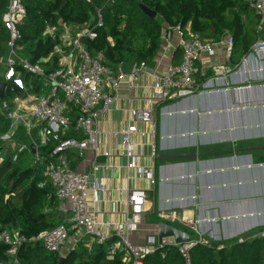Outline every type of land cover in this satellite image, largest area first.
<instances>
[{
	"label": "crops",
	"instance_id": "0c3cea01",
	"mask_svg": "<svg viewBox=\"0 0 264 264\" xmlns=\"http://www.w3.org/2000/svg\"><path fill=\"white\" fill-rule=\"evenodd\" d=\"M242 23L247 25L244 17ZM184 30H190L189 24ZM227 37L232 38L225 33L218 40ZM242 37L236 39L238 45L231 58L224 48L216 47L214 56L204 60L205 65H197L195 94L155 108L154 136L151 127L135 122L129 111L145 107L144 99L150 96L156 77L144 76L131 87L127 79H122L116 99L100 116L96 151L88 147L80 154L76 150L66 152L70 168L88 174L98 187L95 193L90 192L87 202L98 221L106 224L103 230L110 239L115 223L124 219L125 189L147 192L140 225L129 235L132 245H141L146 237L156 236L155 220L185 229L193 233L195 240L191 241L209 245L264 231V50L258 49L264 35L259 42L255 32L250 34V45ZM161 38L159 53L147 64L156 76L165 74L180 59L178 37L166 25ZM213 68L228 71L216 77ZM122 70L128 72L129 68ZM132 122L137 129L130 138L136 163L138 167H153V189L135 170L126 169L119 132ZM35 135L31 147L34 155H40ZM151 145L156 151L154 159L147 158ZM0 150L4 161L11 147L2 144ZM45 184L49 183L44 177L38 187ZM56 212L58 220L64 222L70 214L69 203L58 200ZM71 234L66 247L73 245L72 251L83 240L85 247L88 239L81 231ZM111 247H119L117 239L110 245L109 255Z\"/></svg>",
	"mask_w": 264,
	"mask_h": 264
},
{
	"label": "built area",
	"instance_id": "2783aa9c",
	"mask_svg": "<svg viewBox=\"0 0 264 264\" xmlns=\"http://www.w3.org/2000/svg\"><path fill=\"white\" fill-rule=\"evenodd\" d=\"M104 1L112 4L114 0ZM86 2L90 3V0ZM249 5L257 18L255 35L260 42L264 34V0H250ZM24 19L25 9L21 0H8L1 21L9 37L8 52L0 59V72L5 84L4 92L7 86L10 93L15 91V95L11 102L4 99L0 101V116L7 121V131L0 134V144H9L11 150L18 153L28 150L26 145L15 148L14 137L19 129H22L29 139L32 133L36 132L39 147H46L49 143L54 144L50 153L51 161L46 164L43 176L54 190L55 197L59 201L69 203L70 214L64 222L51 230L40 232L32 240L39 242L46 251L62 257L61 251L70 232L81 231L88 239L85 245L88 250L92 245L102 244L110 239L103 230L106 224L98 221L96 213L87 202L90 192L95 193L98 187L91 183L88 174H80L70 168L66 152L76 150L80 154L88 147L96 151L100 116L107 111L109 103L116 99L119 82L127 79L131 87L144 76L156 77L157 81L150 88V96L144 99L145 107L129 111L135 122L150 126L151 135L154 136L155 108L195 94L198 89L195 79L198 72L197 65H205L204 60L214 56L216 47L224 48L229 57L232 53L233 39L227 37L225 40L210 41L193 35L190 30L175 27L168 31H172L178 37L177 48L180 59L177 64L170 65L165 74L154 75L144 62L133 64L128 72H124L121 66L113 72L105 66L100 54L91 55L86 46V41L96 39L97 30L103 27L100 9H95L94 16L88 22L68 26L58 20L56 26H46L42 35L51 39L57 37L58 43L48 57L40 59L35 64L21 58V46L15 47L20 37L18 26ZM258 46V49L264 50V43L260 42ZM53 55L57 56V68L45 74L40 65L50 61ZM213 70L216 77L228 71L224 68H213ZM23 74H30L40 80L39 92L28 93ZM71 130L82 138L66 137ZM136 133L134 122L128 123L119 132L122 152L128 163L126 169L135 170L153 189L156 184L153 167L145 165L138 167L136 163L134 147L130 142L131 136ZM103 155L108 156L106 153ZM155 157V147L151 145L147 158ZM2 162L3 156L0 150V164ZM102 168L105 169L106 166ZM96 169L97 167H93V170ZM124 191L126 193L124 219L115 223L114 235H112L116 237L121 250H118L119 247H111L110 255L119 251L126 255V264H143V260L158 248L170 247L177 250L184 264H190L189 250L192 247L197 244L210 246L200 240L177 244L171 238L162 239L158 243L156 236L146 237L141 245L130 244L129 235L140 225L147 192L141 189ZM252 238H264V231L252 235ZM244 240L237 239L238 243H243ZM22 242L23 239L17 232L2 230L0 244L6 247L4 252L6 260L0 261V264H17L16 256Z\"/></svg>",
	"mask_w": 264,
	"mask_h": 264
},
{
	"label": "trees",
	"instance_id": "16d2710c",
	"mask_svg": "<svg viewBox=\"0 0 264 264\" xmlns=\"http://www.w3.org/2000/svg\"><path fill=\"white\" fill-rule=\"evenodd\" d=\"M7 2L0 0V59L8 52L9 37L1 22ZM21 3L25 19L18 26L20 37L15 43V47H22L21 58L35 64L50 55L58 42L57 37L51 39L42 35L46 26H56L58 20L68 26L88 22L95 9H100L103 27L97 30L96 39L86 41V46L91 55L100 54L105 66L113 72L118 66L127 69L138 62L151 64L161 49L163 25L167 29L180 27L183 30L189 24L193 35L208 40H218L227 33L233 39L230 58L240 35L243 36L242 41L251 44L249 36L257 25L250 0H114L112 4L104 0H90V3L86 0H21ZM140 5L153 11L155 18L145 16ZM242 17L247 21L245 27ZM40 66L45 74L53 72L57 68V56L53 55L50 61ZM22 77L28 93L39 92L38 78L30 74ZM14 95L15 91L10 93L6 86L3 99L11 102ZM6 131L7 121L0 116V134ZM35 133L29 139L19 129L14 137L15 148L26 145L28 150L20 153L11 150L0 164V232L19 229L17 233L23 242L16 256L17 264H58L59 256L32 240L40 232L63 222L58 220V199L51 185L38 187L44 180L42 171L51 161L54 144L40 147V155L35 157L31 147ZM69 134L78 135L74 130L69 131L66 137H72ZM155 222L160 223L159 220ZM183 231L195 240L193 233ZM252 235L245 237L243 243L235 239L221 244L212 243L209 247L197 244L189 250L190 264H264V238H252ZM83 241L63 257L61 264H126L122 252L108 254L116 237L94 244L90 250L83 246ZM5 250L6 247L0 244V261L6 260ZM143 264H184V260L175 248L162 247L147 256Z\"/></svg>",
	"mask_w": 264,
	"mask_h": 264
},
{
	"label": "water",
	"instance_id": "95a60500",
	"mask_svg": "<svg viewBox=\"0 0 264 264\" xmlns=\"http://www.w3.org/2000/svg\"><path fill=\"white\" fill-rule=\"evenodd\" d=\"M139 7L145 16H147L150 19L155 18V13L153 11L149 10L143 5H140ZM4 88H5V84L1 83L0 84V100L3 99ZM59 216L61 217L60 214ZM156 237H157L158 243H160L162 239H170V238L173 239V241L177 244H185L191 241L189 234H187L186 232L176 227L170 226L165 223L157 224ZM63 260L64 258L60 257L58 264H61Z\"/></svg>",
	"mask_w": 264,
	"mask_h": 264
},
{
	"label": "rangeland",
	"instance_id": "374dc122",
	"mask_svg": "<svg viewBox=\"0 0 264 264\" xmlns=\"http://www.w3.org/2000/svg\"><path fill=\"white\" fill-rule=\"evenodd\" d=\"M71 233H72V232L69 233V237L72 235ZM66 243H67V242H66ZM66 243H65V245H64V247H63V249H62V251H61V252H62V256H63L64 254L70 252V251H71L70 249H71L72 246H73V245H70V246L67 245V247H66ZM123 261H124V262L127 261V258H126V255H125V254L123 255Z\"/></svg>",
	"mask_w": 264,
	"mask_h": 264
}]
</instances>
